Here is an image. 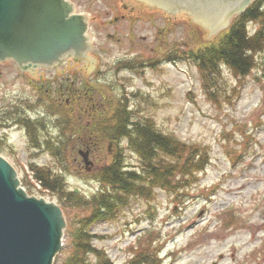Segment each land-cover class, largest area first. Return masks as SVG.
<instances>
[{
  "label": "rangeland",
  "instance_id": "374dc122",
  "mask_svg": "<svg viewBox=\"0 0 264 264\" xmlns=\"http://www.w3.org/2000/svg\"><path fill=\"white\" fill-rule=\"evenodd\" d=\"M71 1L88 16L97 46V67L85 79H99L94 83L97 103H118L113 112L102 105L99 114L112 119L124 102L161 132L184 142L187 156L195 161L182 180L176 181L180 176L175 173L166 188L140 181V195L114 205L107 215L94 216L89 199L104 187L96 180L101 167L121 154L128 170L140 172L139 156L128 139L97 142L91 149L79 145L71 127L80 114L66 110L64 131L56 137L67 150L56 160L49 152L56 148L32 152L23 130L12 127L7 139L0 140V152L20 177L34 184L30 162L53 168L62 162L64 189L83 204L63 207L66 229L54 264H72V234L83 222L93 236L91 247L113 264L132 259L139 264H264V51L255 53L245 76L236 77L223 66L222 86L211 96L190 52L214 38L201 37L200 25L133 0ZM123 3L134 7V13L111 25L115 16L129 13ZM260 25L261 20L249 24V31ZM130 49L135 53L126 56ZM85 148L92 163L87 170L78 153ZM35 185L30 186L32 195L66 204ZM84 257L87 264H100L95 252Z\"/></svg>",
  "mask_w": 264,
  "mask_h": 264
},
{
  "label": "trees",
  "instance_id": "16d2710c",
  "mask_svg": "<svg viewBox=\"0 0 264 264\" xmlns=\"http://www.w3.org/2000/svg\"><path fill=\"white\" fill-rule=\"evenodd\" d=\"M261 8L263 6L260 5V2H254L234 19L229 30L223 36L206 44L201 43L190 51L191 57L199 69L204 87L212 96L220 88L219 85L222 86L223 66L236 77L246 75L253 67L255 53L264 51V11H261ZM260 20V28L250 35L246 30V23ZM117 106L116 102L110 108L115 111ZM100 108L102 107L100 106ZM89 112L77 118V125L71 127L73 137L78 135L76 142L91 149L97 142L100 144L106 140L117 142L118 139L126 138L129 141L128 144L139 156L141 168L139 173L128 170V162L121 154L113 156L110 164L100 168L96 180L104 187H100L97 191L98 196L89 199L92 210L95 211L94 216L97 213H100V217L107 215L109 211L116 209L114 205L123 204L128 197L140 195L142 193L140 181L143 186L150 187L157 184L166 188L169 186V179L175 173L180 176L176 178V181L189 175L188 168L193 165L195 160L192 158L191 160L187 156L188 146L179 139L161 132L148 116L140 117L124 102H121L118 114L114 115L112 119L111 115L106 113L99 114L96 108ZM104 121L109 122L104 123ZM54 140L56 146L50 145L48 148H56V150L49 152L59 157L60 151L63 152L67 148L62 147L57 142V138ZM60 166L53 168L31 165L30 169L43 189L55 193L61 201L62 199L66 200V204L61 203L62 207L83 205L74 192L64 189L62 175L65 168L63 164ZM24 184L28 186L25 181ZM88 219L90 218L88 217L84 221ZM91 237L93 236L88 230V222H83L76 228L72 234L73 251L69 261L72 264H87L84 255L95 252L101 258L100 264H113L106 259L104 254L91 247L89 243ZM123 264L139 263L132 259Z\"/></svg>",
  "mask_w": 264,
  "mask_h": 264
},
{
  "label": "water",
  "instance_id": "95a60500",
  "mask_svg": "<svg viewBox=\"0 0 264 264\" xmlns=\"http://www.w3.org/2000/svg\"><path fill=\"white\" fill-rule=\"evenodd\" d=\"M148 2L168 12L192 14L200 21L184 12L176 13L200 25L201 37L211 38L210 30L217 32L250 0ZM86 28V15L74 12L69 0H0V58L40 61L72 44L87 47ZM81 154L88 168V152ZM63 227L64 235L66 224L61 208L42 198L27 196L16 170L0 155V264H52L60 248Z\"/></svg>",
  "mask_w": 264,
  "mask_h": 264
},
{
  "label": "flooded vegetation",
  "instance_id": "af4514ba",
  "mask_svg": "<svg viewBox=\"0 0 264 264\" xmlns=\"http://www.w3.org/2000/svg\"><path fill=\"white\" fill-rule=\"evenodd\" d=\"M133 1L145 4L143 0ZM122 8L129 13L115 16L111 25L134 13V7L126 3ZM107 36L113 37L110 33ZM96 50V45L90 49L72 44L59 48L57 53L45 55L40 61L0 59V140L7 139L12 127H20L27 139L28 134L30 140L35 138V145L43 149L47 147L48 138L59 134V130L64 131L62 124L66 110L80 116L90 113L89 110L95 108L96 93L85 76L92 74L97 63V57L93 55ZM29 105L32 110L26 111ZM39 108L43 112L38 111Z\"/></svg>",
  "mask_w": 264,
  "mask_h": 264
}]
</instances>
